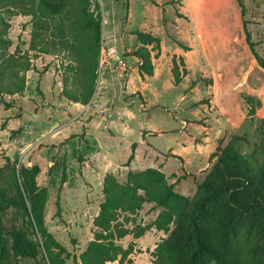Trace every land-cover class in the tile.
<instances>
[{
    "label": "rangeland",
    "instance_id": "rangeland-1",
    "mask_svg": "<svg viewBox=\"0 0 264 264\" xmlns=\"http://www.w3.org/2000/svg\"><path fill=\"white\" fill-rule=\"evenodd\" d=\"M81 1L83 11L75 12L81 25L63 36H54L50 27L42 30L32 14L0 8V88L9 86L13 69L24 78L19 92L0 89V165L9 156L39 167L36 182L48 190L44 223L68 251L70 264L93 238L105 175L123 182L131 172L156 168L177 199L192 201L215 161L213 151L229 145L234 135L246 137L233 144L241 153L264 143V75L258 80L244 56L243 77L237 80L209 72L201 52L179 45L191 48L192 42L187 18L177 12L179 0ZM242 1L247 28L264 57V0ZM87 12L99 20L98 27L82 26ZM136 30L160 37V49L151 51V76L140 74L139 59L129 54L139 46ZM174 65L181 76L177 84ZM89 86L86 103L63 92ZM245 95L255 99L251 116ZM160 210L145 202L127 225L149 223ZM164 235L151 228L137 240L128 234L117 243H133L132 259L145 264Z\"/></svg>",
    "mask_w": 264,
    "mask_h": 264
},
{
    "label": "trees",
    "instance_id": "trees-1",
    "mask_svg": "<svg viewBox=\"0 0 264 264\" xmlns=\"http://www.w3.org/2000/svg\"><path fill=\"white\" fill-rule=\"evenodd\" d=\"M82 2L77 0L74 6L73 0H0V8L32 14L35 25L42 30L50 27L54 36H63L81 25L79 13L75 12L79 8L83 11L79 7ZM237 2L245 42L257 64L264 69V57L257 52L244 19L245 5L242 0ZM152 3L155 2L152 0ZM85 14L82 26H99V20L91 12ZM134 34L139 46L129 54L139 59L140 74L151 76L155 56L151 51L160 49V37L144 30H136ZM36 35L40 33L37 31L34 39ZM41 40L39 37L37 42ZM62 43L67 46L68 40ZM179 45L185 50L191 49L180 42ZM172 74L174 83H179L177 65L172 67ZM11 78L9 86L0 89L9 93L21 91L24 78L17 69H13ZM193 85L194 81L190 87ZM63 92L68 99L86 103L92 87L82 91L66 87ZM243 98L248 105L247 115H253L254 97ZM242 139L246 137L234 135L229 145L210 154L215 161L198 184V195L192 201L177 199L172 184L156 168L131 172L123 182L111 174L105 175L103 199L92 220L93 238L78 258H72V264L113 261L132 264L133 243L123 247L117 240L128 234L139 238L151 228L166 234L151 251V264H264V156L260 155L264 153V143L246 154L233 148ZM3 160L0 165V264H70L66 262L68 251L44 223L48 190L36 182L39 167L26 166L9 156ZM145 202H153L161 210L149 223L128 226L129 220H133L130 216Z\"/></svg>",
    "mask_w": 264,
    "mask_h": 264
},
{
    "label": "crops",
    "instance_id": "crops-1",
    "mask_svg": "<svg viewBox=\"0 0 264 264\" xmlns=\"http://www.w3.org/2000/svg\"><path fill=\"white\" fill-rule=\"evenodd\" d=\"M169 1L178 4V0ZM179 1L177 12L187 18L188 30L191 32L189 38L192 42L189 51L201 52L209 72L215 73L218 70L219 77L237 80L242 75L244 65L241 58L244 56L260 80L264 75V69L255 61L244 35L239 37V33H242V13L236 0H225L227 6H224L221 0L207 6L203 5L202 0ZM217 38L222 40L220 45L218 42L212 43ZM249 76L250 72L246 73V77L249 78ZM114 263L120 264L118 261L107 262V264ZM132 264H136V261L133 260ZM145 264H151V262L147 260Z\"/></svg>",
    "mask_w": 264,
    "mask_h": 264
}]
</instances>
